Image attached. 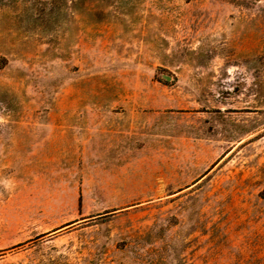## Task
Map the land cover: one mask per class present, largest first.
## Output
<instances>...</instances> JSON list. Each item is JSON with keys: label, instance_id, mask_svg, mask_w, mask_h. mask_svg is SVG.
Returning a JSON list of instances; mask_svg holds the SVG:
<instances>
[{"label": "rangeland", "instance_id": "1", "mask_svg": "<svg viewBox=\"0 0 264 264\" xmlns=\"http://www.w3.org/2000/svg\"><path fill=\"white\" fill-rule=\"evenodd\" d=\"M0 264H264V0H0Z\"/></svg>", "mask_w": 264, "mask_h": 264}]
</instances>
